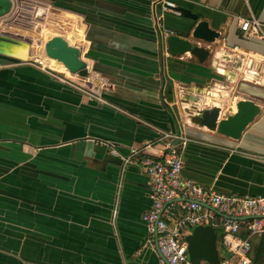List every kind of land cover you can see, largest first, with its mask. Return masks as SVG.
I'll list each match as a JSON object with an SVG mask.
<instances>
[{"label":"crops","instance_id":"0c3cea01","mask_svg":"<svg viewBox=\"0 0 264 264\" xmlns=\"http://www.w3.org/2000/svg\"><path fill=\"white\" fill-rule=\"evenodd\" d=\"M175 3L220 33L201 42L210 50L203 62L165 57L151 0L15 1L4 27L42 6L80 47L89 76L69 79L47 58L62 74L0 55V264H158L144 245L150 184L137 159L176 144L168 132L191 139L181 149L185 177L219 193L264 194V0ZM250 17L262 35L241 33ZM194 23L163 19L180 34ZM242 98L260 113L239 139L198 125L204 108L220 106L226 117ZM113 148L140 152L124 166Z\"/></svg>","mask_w":264,"mask_h":264},{"label":"built area","instance_id":"2783aa9c","mask_svg":"<svg viewBox=\"0 0 264 264\" xmlns=\"http://www.w3.org/2000/svg\"><path fill=\"white\" fill-rule=\"evenodd\" d=\"M155 8L156 29L162 38L172 31L163 24L166 13L179 15L175 0H152ZM241 31L262 35L260 22L254 18H242ZM165 57L169 54L164 49ZM41 54L32 58L34 64L51 72L53 68L43 62ZM166 151L159 157L135 155L140 151L130 148L128 154L116 149L111 153L121 158L123 165L138 160L141 171L148 177L151 205L143 215L146 225L145 246L159 253L158 264H195L187 255L185 232L197 225H208L221 232L220 242L224 254L217 264H252V239L264 234V194L239 195L219 193L185 177L182 173L181 149L191 141L184 133H165Z\"/></svg>","mask_w":264,"mask_h":264},{"label":"water","instance_id":"95a60500","mask_svg":"<svg viewBox=\"0 0 264 264\" xmlns=\"http://www.w3.org/2000/svg\"><path fill=\"white\" fill-rule=\"evenodd\" d=\"M15 1L18 2L19 0H0V20L6 17L3 20L4 25L12 18L11 14ZM29 10V14L26 13V15L20 16V19L13 20L15 21L14 23L20 22L24 17H27L28 19L30 18L29 24H33L32 26L29 25L31 31L37 23L41 25L47 24L48 27H51L56 33L46 37L43 43V55L47 59L60 62L69 75L63 74L69 79L76 81L85 80L89 76L88 64L82 58L80 47L76 43H71L63 35L62 32H66L67 30L65 25L58 23L55 16L46 18L45 9L42 6H38L35 9L29 8ZM176 10L180 12L181 16L195 21L194 27L192 29L189 28L186 34L172 32L171 34H167L165 38L160 36L159 43L168 52V56H179L187 53L196 57L199 62H203L210 54V50L201 45V42L206 44L212 43L215 39L219 38L220 33L211 28L207 21H197V15L189 9L177 5ZM241 33L245 32L242 31ZM18 39H24L26 42L23 40L19 41ZM35 53H37V50L33 47L30 38H23L22 35L13 33L10 35V33L0 30V55L26 63L32 60ZM47 73L55 74L58 71L53 70ZM59 73L62 74V72ZM190 98L193 103H196L197 97L191 96ZM191 107L193 108L194 104ZM235 108L236 110L226 117H220V106L213 105L212 107L204 108L196 116L198 125L237 140L260 113V107L252 99L242 98L236 102ZM218 231V228H212L208 225H197L185 232L187 255L191 262L195 264H199L201 261H204L206 264L218 263L221 256L217 245L216 232ZM222 249L224 250L223 247Z\"/></svg>","mask_w":264,"mask_h":264},{"label":"rangeland","instance_id":"374dc122","mask_svg":"<svg viewBox=\"0 0 264 264\" xmlns=\"http://www.w3.org/2000/svg\"><path fill=\"white\" fill-rule=\"evenodd\" d=\"M4 19L5 18H1L0 20V30L8 32V33H15V34H19L22 35L23 38H30L32 41V45L33 47L37 50V53L42 54L43 55V43L46 39V36L48 33H55V31L53 29H51V27H48L47 24H35L36 26H34V29H32L31 31V27H29V19L27 17H24V19L20 22L17 23H12L10 25H8L7 27H4L6 25H4ZM47 23V22H46ZM33 24H31L30 26H32ZM53 31V32H52ZM24 40V39H23ZM59 73V72H58ZM79 81V80H77ZM217 233V245H218V249L220 251V254H224V250L221 247V242H220V236H221V232L218 231ZM199 264H206L204 261H201Z\"/></svg>","mask_w":264,"mask_h":264},{"label":"trees","instance_id":"16d2710c","mask_svg":"<svg viewBox=\"0 0 264 264\" xmlns=\"http://www.w3.org/2000/svg\"><path fill=\"white\" fill-rule=\"evenodd\" d=\"M254 252L255 255L252 258V262H254V264H261L264 259V234L261 235L259 242L254 247Z\"/></svg>","mask_w":264,"mask_h":264},{"label":"bare ground","instance_id":"6f19581e","mask_svg":"<svg viewBox=\"0 0 264 264\" xmlns=\"http://www.w3.org/2000/svg\"><path fill=\"white\" fill-rule=\"evenodd\" d=\"M49 60L56 62L57 67H60V69H62L63 71L66 72V70H65L64 67H63V65H62L60 62H57L56 60H53V59H49ZM58 64H59V66H58Z\"/></svg>","mask_w":264,"mask_h":264}]
</instances>
